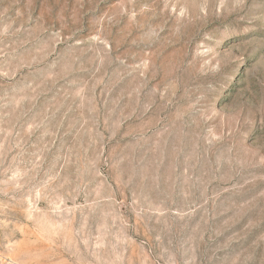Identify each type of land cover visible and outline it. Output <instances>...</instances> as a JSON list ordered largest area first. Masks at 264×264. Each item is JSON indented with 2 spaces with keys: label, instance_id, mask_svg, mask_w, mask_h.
<instances>
[{
  "label": "rangeland",
  "instance_id": "374dc122",
  "mask_svg": "<svg viewBox=\"0 0 264 264\" xmlns=\"http://www.w3.org/2000/svg\"><path fill=\"white\" fill-rule=\"evenodd\" d=\"M0 264H264V0H0Z\"/></svg>",
  "mask_w": 264,
  "mask_h": 264
}]
</instances>
